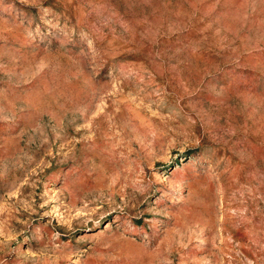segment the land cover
<instances>
[{"label": "rangeland", "instance_id": "rangeland-1", "mask_svg": "<svg viewBox=\"0 0 264 264\" xmlns=\"http://www.w3.org/2000/svg\"><path fill=\"white\" fill-rule=\"evenodd\" d=\"M0 264H264V0H0Z\"/></svg>", "mask_w": 264, "mask_h": 264}]
</instances>
